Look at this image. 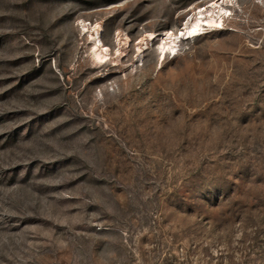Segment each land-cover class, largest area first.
Returning a JSON list of instances; mask_svg holds the SVG:
<instances>
[{"label":"rangeland","instance_id":"obj_1","mask_svg":"<svg viewBox=\"0 0 264 264\" xmlns=\"http://www.w3.org/2000/svg\"><path fill=\"white\" fill-rule=\"evenodd\" d=\"M0 264H264V0H0Z\"/></svg>","mask_w":264,"mask_h":264},{"label":"bare ground","instance_id":"obj_2","mask_svg":"<svg viewBox=\"0 0 264 264\" xmlns=\"http://www.w3.org/2000/svg\"><path fill=\"white\" fill-rule=\"evenodd\" d=\"M221 12V11H220ZM218 13L216 15L212 14L210 17H207L205 20L199 17L193 18V14H188V19L185 20L184 23V30L180 35V37L184 39H189L192 37H195L203 32L205 26H214L219 25L222 21V15L221 13ZM203 10L200 9L198 14H202ZM172 32L165 33L163 39L166 38L170 39L169 42L166 41L165 44H163V47L161 48L160 56L159 58L163 60L166 56V54L170 55H176L177 53V42L175 39H172ZM150 38H154L155 36L153 34L149 35ZM101 44L102 42L99 41V44L96 43L94 50L96 51L95 56L98 61H103L104 58H106V54H104L103 50H101ZM105 49V48H104ZM99 50H101L99 52ZM108 54V53H107Z\"/></svg>","mask_w":264,"mask_h":264}]
</instances>
